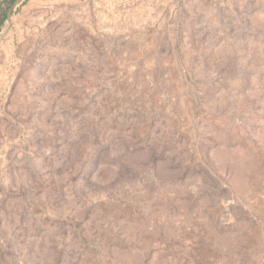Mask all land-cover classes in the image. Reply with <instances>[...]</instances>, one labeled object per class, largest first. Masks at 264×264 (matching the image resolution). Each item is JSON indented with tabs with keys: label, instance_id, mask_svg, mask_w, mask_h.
Here are the masks:
<instances>
[{
	"label": "rangeland",
	"instance_id": "rangeland-1",
	"mask_svg": "<svg viewBox=\"0 0 264 264\" xmlns=\"http://www.w3.org/2000/svg\"><path fill=\"white\" fill-rule=\"evenodd\" d=\"M8 28L0 264H264V0H24Z\"/></svg>",
	"mask_w": 264,
	"mask_h": 264
},
{
	"label": "water",
	"instance_id": "water-1",
	"mask_svg": "<svg viewBox=\"0 0 264 264\" xmlns=\"http://www.w3.org/2000/svg\"><path fill=\"white\" fill-rule=\"evenodd\" d=\"M24 0H15L13 5L11 6V8L8 10L7 14H6V21H7V24L8 22H10V17H11V14H12V10L14 7H16L17 5H19L20 3H22ZM9 29V28H8ZM4 35V33H1L0 34V39L2 38V36Z\"/></svg>",
	"mask_w": 264,
	"mask_h": 264
},
{
	"label": "trees",
	"instance_id": "trees-1",
	"mask_svg": "<svg viewBox=\"0 0 264 264\" xmlns=\"http://www.w3.org/2000/svg\"><path fill=\"white\" fill-rule=\"evenodd\" d=\"M11 1H13V0H11ZM3 2H8V0H4ZM5 19H6V14L4 12H2L0 14V29H1L2 25L4 24Z\"/></svg>",
	"mask_w": 264,
	"mask_h": 264
},
{
	"label": "bare ground",
	"instance_id": "bare-ground-1",
	"mask_svg": "<svg viewBox=\"0 0 264 264\" xmlns=\"http://www.w3.org/2000/svg\"><path fill=\"white\" fill-rule=\"evenodd\" d=\"M8 26H9V22H8V24H7V26H6V28H5L3 33H5V31L8 29Z\"/></svg>",
	"mask_w": 264,
	"mask_h": 264
}]
</instances>
